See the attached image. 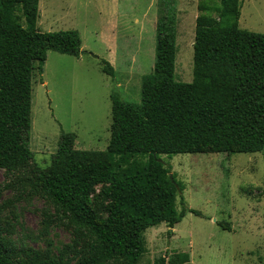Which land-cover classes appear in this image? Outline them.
Here are the masks:
<instances>
[{
  "label": "trees",
  "instance_id": "16d2710c",
  "mask_svg": "<svg viewBox=\"0 0 264 264\" xmlns=\"http://www.w3.org/2000/svg\"><path fill=\"white\" fill-rule=\"evenodd\" d=\"M242 1H199L193 79L181 83L174 78L175 0H162L154 66L142 79L140 103L112 99L105 151L76 150V136L61 132L56 153L41 169L29 147L33 70L42 71L48 51L78 57L81 39L72 30L39 32V0H0V170L54 210L42 211L37 238H45V248L34 249L13 239L18 217L4 214L12 202L0 196V264H138L149 228L173 229L187 213L199 215L186 208L182 183L169 177L159 157L264 150V34L239 29ZM101 63L113 77L112 66ZM113 154H147L146 177L112 181ZM54 225L73 236L56 250L47 238Z\"/></svg>",
  "mask_w": 264,
  "mask_h": 264
},
{
  "label": "rangeland",
  "instance_id": "374dc122",
  "mask_svg": "<svg viewBox=\"0 0 264 264\" xmlns=\"http://www.w3.org/2000/svg\"><path fill=\"white\" fill-rule=\"evenodd\" d=\"M162 0H39L37 30L77 31L78 57L48 51L42 71L32 76L30 151L32 164L43 169L57 151L61 132L76 136L79 151H105L110 138L112 99L138 105L143 77L154 66L155 27ZM200 0H175V81L193 79V42ZM238 27L264 34V0H243ZM108 62L114 76L102 72ZM147 154L111 155V180L145 178ZM182 183L187 213L173 229L149 228L146 252L138 264H264V150L256 154H196L159 157ZM16 178L0 170V196L15 214L13 239L34 249L41 213H54L44 198L21 191ZM100 187L96 188L95 196ZM17 200V201H15ZM105 204V203H104ZM106 205V204H105ZM180 210L179 199L176 202ZM103 205L98 204L101 211ZM10 213V214H9ZM226 224L230 230L222 229ZM47 238L54 250L72 242L60 225Z\"/></svg>",
  "mask_w": 264,
  "mask_h": 264
}]
</instances>
